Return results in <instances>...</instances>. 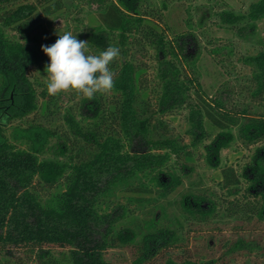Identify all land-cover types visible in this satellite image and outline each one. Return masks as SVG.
Listing matches in <instances>:
<instances>
[{
    "label": "trees",
    "instance_id": "obj_1",
    "mask_svg": "<svg viewBox=\"0 0 264 264\" xmlns=\"http://www.w3.org/2000/svg\"><path fill=\"white\" fill-rule=\"evenodd\" d=\"M93 2L98 23L89 26L83 41L93 55L109 46L120 49L110 65L114 88L91 100L81 95L64 107L59 122V95L50 96L48 81L40 77L47 78L50 63L42 46L59 38L46 23L64 12V1L0 0V264H19L17 257L12 260V249L19 247L35 264H119L105 251L134 242L140 233L139 253L129 264H144L176 246L173 229L157 217L143 227L132 209L116 201L115 192L119 187L135 194L178 190L192 170L181 160L190 153L164 116L184 108L190 144L202 143L206 164L219 170L221 192L182 194L184 217L208 220L222 208L264 220V42L238 58L246 69L241 86L249 101L227 106L222 96L205 97L195 55L187 48L193 34L167 23L165 0L159 7H143L142 0ZM217 17L246 37L264 17V0L249 3L243 13L221 10ZM145 57L153 61L152 75ZM205 121L219 129L208 142ZM230 144L246 153L228 163L221 150ZM54 245L62 251L54 253ZM213 263L188 256L164 262Z\"/></svg>",
    "mask_w": 264,
    "mask_h": 264
},
{
    "label": "rangeland",
    "instance_id": "obj_2",
    "mask_svg": "<svg viewBox=\"0 0 264 264\" xmlns=\"http://www.w3.org/2000/svg\"><path fill=\"white\" fill-rule=\"evenodd\" d=\"M63 1L64 12L56 18L51 17L50 22L46 23L49 31L61 35L70 31L73 35L77 34V39L83 40L89 26L98 23L96 3L93 0ZM113 1L117 2V0ZM253 1L256 0H165L164 13L167 15V23L174 26L177 32L193 34L192 37L187 38V48L195 55L199 82L207 95L204 96L209 100L212 97L222 96V101L227 106L235 103L237 106H242L240 104L242 100L245 103L249 101L241 86L246 83V69L238 58L248 51L257 50L260 41L264 42V17L256 20L254 30L243 37L232 27L223 24L217 13L224 9L243 13ZM142 2L143 7L145 5L159 7L162 0H142ZM188 15L190 18L187 22ZM143 59L148 63L147 75H152V59L148 57ZM40 81L48 80L46 77H40ZM238 88L243 91L241 94ZM80 96L73 92L59 94L57 103L60 108L55 114L56 121H61L64 107L75 105ZM250 104L255 109L261 107L255 103ZM37 115L40 116L39 113ZM164 119L170 124L173 135L178 136L180 142L188 146L190 153V158H181L192 167L189 173L182 176V185L178 190L166 195L160 194L157 188L150 194L123 193L122 187L117 188L115 192L116 201L125 203L132 209L133 216L142 225L145 220L157 217L162 225L170 227L179 236L176 246L162 249L144 264H164L168 257L179 260L185 256L197 261L214 260L213 264H264V220H259L256 216L249 219L229 215L227 212L224 213L222 206L219 213L208 220L184 217L179 203L182 194L202 192L208 195H220L217 185L220 173L218 168L206 164L202 143L195 147L191 146L190 136L187 133L191 121L186 108L164 116ZM205 128L207 137L204 142H208L219 129L211 126L207 121ZM245 153L244 148L235 152L233 145L230 144L229 147L221 150V160L228 163L235 162ZM169 165H173L171 169L179 173L178 166H174L173 160L169 161ZM141 234H138L132 243L109 247L105 251L106 258L119 264L131 263L139 253L138 243ZM238 242H241L240 247L236 245ZM50 249L56 254L62 251V248L55 245L50 246ZM12 253V260L17 257L19 264L36 263L33 257L26 256L23 247L12 249Z\"/></svg>",
    "mask_w": 264,
    "mask_h": 264
},
{
    "label": "clouds",
    "instance_id": "obj_3",
    "mask_svg": "<svg viewBox=\"0 0 264 264\" xmlns=\"http://www.w3.org/2000/svg\"><path fill=\"white\" fill-rule=\"evenodd\" d=\"M58 36L51 46H42L50 60L44 69L48 94L74 92L89 100L108 94L114 88L115 76L110 65L120 56V49L109 46L93 55L88 53V42L77 39V34L69 31Z\"/></svg>",
    "mask_w": 264,
    "mask_h": 264
}]
</instances>
